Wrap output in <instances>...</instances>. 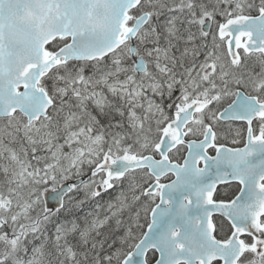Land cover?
<instances>
[{"label": "snow or ice", "instance_id": "1", "mask_svg": "<svg viewBox=\"0 0 264 264\" xmlns=\"http://www.w3.org/2000/svg\"><path fill=\"white\" fill-rule=\"evenodd\" d=\"M0 264H264V0H0Z\"/></svg>", "mask_w": 264, "mask_h": 264}]
</instances>
